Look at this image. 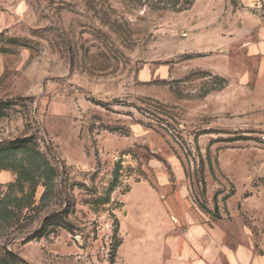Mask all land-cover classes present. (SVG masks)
Masks as SVG:
<instances>
[{
	"label": "rangeland",
	"instance_id": "1",
	"mask_svg": "<svg viewBox=\"0 0 264 264\" xmlns=\"http://www.w3.org/2000/svg\"><path fill=\"white\" fill-rule=\"evenodd\" d=\"M261 29L264 0H0V264L264 255Z\"/></svg>",
	"mask_w": 264,
	"mask_h": 264
},
{
	"label": "crops",
	"instance_id": "2",
	"mask_svg": "<svg viewBox=\"0 0 264 264\" xmlns=\"http://www.w3.org/2000/svg\"><path fill=\"white\" fill-rule=\"evenodd\" d=\"M257 44L254 45L253 47L255 48L254 53L256 54V56H258L259 60H260V74L258 77V82H257V91L263 94L264 92V29H261L260 32L258 33V40H257ZM153 75V72L151 70H149L148 73V77L150 78ZM167 76H170V72L168 73L167 71ZM165 77V76H164ZM262 104L264 106V99L262 101ZM12 178V175H10L9 173H2L0 174V179L7 182L10 181ZM243 252V255H242ZM241 257H238V254H236L234 258L235 262L237 264H241L240 261H243V264H264V255L262 254L261 256L258 257H253L252 253H248L245 251L241 250ZM244 256V257H243ZM238 259L240 261H238Z\"/></svg>",
	"mask_w": 264,
	"mask_h": 264
}]
</instances>
